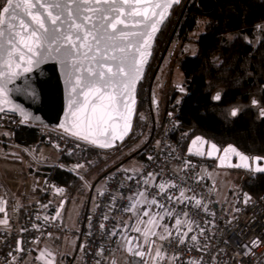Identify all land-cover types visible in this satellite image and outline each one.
Listing matches in <instances>:
<instances>
[{
    "label": "snow or ice",
    "instance_id": "6c2138e0",
    "mask_svg": "<svg viewBox=\"0 0 264 264\" xmlns=\"http://www.w3.org/2000/svg\"><path fill=\"white\" fill-rule=\"evenodd\" d=\"M179 4L181 0H3V3H0V114L19 113L22 117L21 123L26 124L32 117L23 107L19 104L5 107V104L10 103L7 99L9 92L21 91L19 88L9 89L8 85L25 77L24 93L31 94L33 98L37 97L38 92L27 74L41 65L51 63L59 66L58 70L62 73L67 91V124L60 125L64 132L75 141L93 147L112 148L116 147V141L123 143L124 137L132 128L137 105V85L142 79L146 58L151 55V42L166 21L170 9ZM50 71L55 72L57 69L53 67ZM214 99L219 101L221 96L217 94ZM258 103L256 100L252 101L254 106ZM239 111L234 108L230 115L235 118ZM259 115L264 118V108L260 109ZM197 141L209 144L211 149L219 151L216 144L202 137H196L193 144ZM79 146V143L75 145ZM228 151L242 161L247 162L250 159L234 146H229L225 154ZM72 152L73 149H69L68 155H72ZM251 159L256 166L245 163V170L252 173L253 179L264 175V166L259 164L264 157ZM84 167V164L78 163L72 170ZM152 176V173L147 174L146 183H152ZM155 186L162 194L166 187L178 188L174 182ZM62 191L63 189H58V192ZM186 191H192L193 194L186 196ZM139 195L146 203L149 202L143 192ZM166 199L182 203L186 208L190 206L193 213L190 215L187 210H182L175 219L174 231L169 230L167 225L163 226L160 233L144 230V243L150 242L148 237L157 236L159 240L175 243L178 247L184 246L189 252L194 250L203 255L181 261L180 253L167 256L158 247L155 255L151 257L153 264L165 258L169 264H176L178 261L181 264H205L204 256L209 254L211 239V236H206L205 233L208 226H216L215 220H208L205 226H201L193 216L203 212L214 218L215 212L209 209L204 198L193 189H179L178 196L169 194ZM250 201L252 197L243 193L237 203L247 206ZM139 203L137 200L125 210L135 212ZM150 203L161 209L165 208V205L155 198ZM3 211L4 208L0 207V212ZM235 212H240V208H236ZM148 214V211L143 212V216ZM160 215L157 213L146 223L159 227L156 216ZM163 215L171 217L172 212L165 210ZM233 219L236 217L228 222L231 224ZM103 220H108L107 214L103 215ZM142 222L138 219L136 223L138 225ZM0 224H7V221L0 220ZM36 227L39 228L38 225ZM98 227L101 231L106 229L104 223H100ZM122 231L127 232L128 229L125 227ZM132 231L139 233L142 230L136 226ZM108 234L117 236L118 229L114 227ZM120 239L124 241L121 246L129 254L139 257L147 264L145 257L151 256V252L140 250L139 244L133 247L132 240L135 237L129 239L121 235ZM151 243L154 244L155 241ZM260 243L259 238L252 240L251 244L239 243L238 247L243 249V252L237 255H249ZM22 245L23 241L17 239L15 251L25 252L26 249ZM84 247L82 244L81 251ZM97 254L103 258L104 249L99 248ZM47 255L51 258L49 264H54L53 254L48 252ZM219 255V252L211 255L208 264H217ZM97 264H100V260H97Z\"/></svg>",
    "mask_w": 264,
    "mask_h": 264
},
{
    "label": "trees",
    "instance_id": "16d2710c",
    "mask_svg": "<svg viewBox=\"0 0 264 264\" xmlns=\"http://www.w3.org/2000/svg\"><path fill=\"white\" fill-rule=\"evenodd\" d=\"M201 22L203 32L194 40L197 53L176 62L183 73L185 92L170 91L162 104L160 120L153 121L149 87L168 42L171 37L172 42H187ZM258 27L260 39L256 41ZM217 94L221 96L219 101L214 99ZM177 97L182 99V128L190 131L191 137L202 136L221 148L233 145L251 158L264 157V118L259 115L264 108V0H181V4L173 7L156 39L151 60L138 86L132 131L116 147L118 160L106 161L109 151L90 147L84 154L59 156V163L64 166L84 164L83 176L59 165L45 168L44 174H52L64 194L85 195L87 187L81 177L93 172L102 176L110 171L140 149L134 146L143 138L146 147L135 158L145 159ZM253 100L259 102L257 106L252 104ZM234 108L240 110L235 118L230 115ZM40 128L23 123L9 133L7 140L25 147L40 145ZM241 186L252 199L259 198L264 193V175L253 179L250 174ZM85 213L86 207L81 211V222Z\"/></svg>",
    "mask_w": 264,
    "mask_h": 264
},
{
    "label": "built area",
    "instance_id": "2783aa9c",
    "mask_svg": "<svg viewBox=\"0 0 264 264\" xmlns=\"http://www.w3.org/2000/svg\"><path fill=\"white\" fill-rule=\"evenodd\" d=\"M0 3H3V0H0ZM181 107L182 99L177 97L172 104V109L164 117L162 129L154 147L147 152L145 159L140 160L139 170L120 167L106 177L105 185L95 195L85 225L83 223L79 225L81 228L79 233L80 264H97V260H100V264H144V261L139 257H133L121 246L124 243L120 239L121 235L127 236L129 239L135 237L132 240L133 247L139 244L140 250L146 253L151 252V256L145 257L147 264H153L151 257L155 255L158 247L167 256L180 253L181 261L203 255V253L194 250L189 252L184 246L178 247L175 243L170 244L166 240H159L156 236L148 237L150 242L144 243L145 236L132 231L133 221L140 216L139 212L143 215L144 211L155 210L156 213L162 214L165 210H171L172 216L164 215V217L169 219L172 231L175 229V219L182 210H187L192 215L193 209L190 206L186 208L182 203L166 199L169 194L173 197L178 196L179 189L195 190L204 198L209 209L216 214L214 218L203 212L193 216L201 226H205L208 220H215L216 226H208L205 233L206 236H211L209 254L204 256L205 264H208L210 256L217 252L220 253L217 257V264H225V261L227 264H264V199H262L264 193L259 198L252 199L245 206L242 203H237L244 193L241 185L222 194L217 185L202 175L203 160L187 155V147L193 137L190 136V131L182 128ZM21 124H23L21 119L15 115H0L1 131L10 133ZM39 134L43 145L56 149L62 155L69 156V149H73L72 155L84 154L89 151L90 147H93L75 141L66 133L52 128L41 127ZM77 143H79V147H75ZM107 151L113 155L117 154L116 148ZM148 173L153 174L151 184L146 183ZM172 182L178 188L166 187L163 194L155 186L160 183L168 185ZM58 189L63 188L56 183L53 175L44 174L43 183L36 192V199L24 209L20 227L0 234V263H9L14 258H25L41 241L59 234L69 233L63 219L60 215L57 216V213L59 214L57 199L61 193L58 192ZM141 192L147 197L148 203L140 197L139 193ZM192 194V191L185 193L186 196ZM153 198L164 204L165 208L161 209L152 205L150 201ZM137 200L140 203L134 213L125 210L135 204ZM236 208H240V212H235ZM105 214L108 215L107 221L103 220ZM46 217L50 219H45ZM233 217L236 219H233L230 224L228 221ZM100 223L106 225L104 231L99 229ZM114 227L118 229L117 236L108 234ZM125 227L128 229L127 232L122 231ZM22 229H26V231H21ZM257 238L261 243L258 247L253 248L249 255H237V253L243 252V249L238 247L239 243L251 244L252 240ZM17 239L23 241L22 246L26 249L25 252L15 251ZM151 241H155V243L152 244ZM203 242L204 238L202 237L201 243ZM82 244L85 245L83 251H81ZM99 248L104 249L103 258L97 254ZM65 261L68 262V257ZM156 264H169V261L165 258L163 261L158 260ZM176 264H181V262L178 261Z\"/></svg>",
    "mask_w": 264,
    "mask_h": 264
},
{
    "label": "rangeland",
    "instance_id": "374dc122",
    "mask_svg": "<svg viewBox=\"0 0 264 264\" xmlns=\"http://www.w3.org/2000/svg\"><path fill=\"white\" fill-rule=\"evenodd\" d=\"M203 23H200V26L197 30L192 31L190 33V40L184 42L182 40H175L171 42L167 53L163 59V63L160 67V72L158 75L157 80L154 82L152 86V93H151V114L152 120L159 121L160 115L162 114V104L165 101V98L170 91L173 89L185 92V88L183 86V73L177 67V60L186 56L190 55L193 56L197 53V44L194 40L203 32ZM260 39V31L259 27L256 30V41ZM181 98V97H180ZM145 138L141 139L135 146V149H142L145 145ZM143 145V146H142ZM48 146V148H42V150L36 151V155L38 156V161L40 162L45 154L49 156V165L59 164V166L65 167L67 170L72 171L73 173L83 176L85 167L73 171V164L69 166H64L59 163V156L60 153ZM138 149L137 151H139ZM136 151V152H137ZM135 152V153H136ZM134 154V153H133ZM117 154L113 155L109 152L106 161L114 162ZM114 158V159H113ZM22 162L27 165L29 168L31 163L26 160L22 159ZM36 166V163H33ZM141 162L136 158L126 162L122 167L125 169H140ZM42 170V169H41ZM202 175H204L210 182L217 185V187L221 190L222 194L226 193L228 190L236 187L237 185H241L242 182L247 178L248 174L243 171H235V170H225V169H218L214 162L204 161L203 160V167H202ZM101 177L98 172H93L87 177H83V180L86 185V194L85 195H66L64 191L59 194L57 199V206L59 210V215L61 219L64 221V225L69 230L68 234H59L53 236L49 239L41 241L37 244L33 249L35 253H32L25 257L21 258H14L11 259L7 264H49L50 257L47 255L48 252H51L54 256V263L60 264H80V251H79V233L81 232V228L79 225H82L83 221L80 220V214L83 209L86 207V202L89 198L90 189L93 183ZM106 178L102 179L98 182L96 187L94 188L90 208L94 203L95 195H97L98 191L103 188L105 185ZM90 210V209H89ZM134 213V212H131ZM148 216H143L140 214L139 217L135 218L132 224L133 227H140L141 232H137L138 234H142L144 230H148L149 232L155 231L156 233H160L163 231V226L167 225L169 230H172V225L169 219H166L163 213L160 216H156V220L159 222V227L156 224H148L146 223L151 217L156 215V211L152 210L148 212ZM161 216L163 218L161 219ZM143 221L142 223L137 225V220ZM157 237V236H156ZM43 253V254H42ZM68 257V260L71 261L65 262L64 259ZM70 257V258H69ZM13 262V263H12Z\"/></svg>",
    "mask_w": 264,
    "mask_h": 264
},
{
    "label": "water",
    "instance_id": "95a60500",
    "mask_svg": "<svg viewBox=\"0 0 264 264\" xmlns=\"http://www.w3.org/2000/svg\"><path fill=\"white\" fill-rule=\"evenodd\" d=\"M173 7L170 9V14L172 12ZM170 14L168 15L166 21L170 17ZM166 21L164 22V24L166 23ZM164 24L161 26L160 31L155 34V38L151 42V48H150L151 55L146 58L147 63L144 67L143 76H144V74L147 70V66L151 60L156 39H157L158 35L160 34ZM171 40H172V37L170 38L169 43L171 42ZM167 49H168V46H167L165 52L167 51ZM164 57H165V53L163 54V56L160 60V63L158 65V67L156 68L155 72L158 71L159 66L161 65ZM53 67H55L57 69V71H55V72L50 71V69H52ZM58 69H59L58 65H53V64L49 63V64L41 65L39 68L34 69V71L32 73L27 74L28 76L31 77L30 82L32 83L33 87L36 88V91L38 92V96L35 98H33V96L31 94H26L23 91V88L25 85V77H21L20 79L16 80L15 83L9 84L8 85L9 89L19 88L21 91H19V92L10 91L9 95L7 97V99L10 101V103L5 104V107L8 108L12 104H19L21 107H23L25 109V111H27L31 114L32 118L27 123L37 125V126H41V127L52 128V129L64 132V129L61 128L60 125L61 124L66 125L67 124V121H66V116L68 115L67 91H66V87L63 83L62 73ZM143 76H142V78H143ZM153 79H154V77H153ZM153 79L150 83V94H149L150 104H151V88L153 85ZM140 81H139V83H140ZM139 83L137 85V90H138ZM136 96H137V92H136ZM136 107H137V105H136ZM150 108H151V106H150ZM6 114L15 115L22 120V117L19 113L8 112ZM135 114H136V109H135ZM0 115H3V114H0ZM134 119H135V116L132 120V128H133V124H134ZM132 128H131V131H132ZM131 131H130V133H131ZM129 134L124 137L123 142L129 136ZM196 137H202V136H195L191 139V141L189 142L188 147H187V155L188 156L193 157V158H197L200 160H204V161L214 162L218 169L243 171V172H246L248 174H252L251 172L245 170V168L243 167V165L245 163H248V164L252 165L253 167L256 166L255 162L251 159V157H250L249 161L245 162V161L240 160L239 157H237L231 151H228L227 154H225V150L228 149L229 146H233V145H227L223 148L217 146L219 148V151H216L214 149H211L209 144H201L199 141H197V143L193 144V141L196 139ZM202 138H204V137H202ZM101 139H103V138H101ZM204 140L208 141L206 138H204ZM210 143H212V142H210ZM120 144H121V142L116 141V147H118ZM116 147H112V148L95 147V148L101 149V150H111V149H114ZM145 147H146V145L142 149L137 151L136 153L127 157L124 161H122L118 165L114 166L110 171L103 174L101 177H99L93 183V185L90 189L89 198H88V201L86 204V213H85V216L83 219V225H85V223H86L88 212L90 209L92 194H93L94 188L96 187L98 182L101 181L102 179L106 178L112 171L117 170L118 168L122 167L126 162L135 158V156L138 153L142 152ZM237 150L240 153L244 154L239 149H237ZM259 164L261 166H264V160H261L259 162ZM234 165H240V167H235Z\"/></svg>",
    "mask_w": 264,
    "mask_h": 264
},
{
    "label": "crops",
    "instance_id": "0c3cea01",
    "mask_svg": "<svg viewBox=\"0 0 264 264\" xmlns=\"http://www.w3.org/2000/svg\"><path fill=\"white\" fill-rule=\"evenodd\" d=\"M8 137L9 133L0 130V207L4 208L0 212V220L7 221V224H0V234L20 227L24 209L36 199V192L43 183L44 169L59 165H49L48 154L38 161L36 151L48 146L40 144L25 147L9 142ZM22 159L28 160L31 166L28 168ZM33 163L37 165L34 166ZM35 251L33 249V253Z\"/></svg>",
    "mask_w": 264,
    "mask_h": 264
},
{
    "label": "flooded vegetation",
    "instance_id": "af4514ba",
    "mask_svg": "<svg viewBox=\"0 0 264 264\" xmlns=\"http://www.w3.org/2000/svg\"><path fill=\"white\" fill-rule=\"evenodd\" d=\"M171 42H172V40H171ZM171 42L169 43L168 42V48H169V46H170V44H171ZM167 48V47H166ZM166 50V49H165ZM168 50V49H167ZM166 53H167V51L165 52V55H166ZM160 63V62H159ZM162 63H163V61H162ZM162 63H161V65H162ZM159 65V64H158ZM161 65L159 66V69H158V71L157 72H154V74H153V77H154V79H153V77H152V79H153V84H154V82L157 80V78H158V75H159V72H160V67H161ZM158 67V66H157ZM156 71V70H155ZM151 79V80H152ZM153 86V85H152ZM151 93H152V88H151ZM149 94H150V87H149ZM92 202V201H91ZM91 204V203H90Z\"/></svg>",
    "mask_w": 264,
    "mask_h": 264
}]
</instances>
